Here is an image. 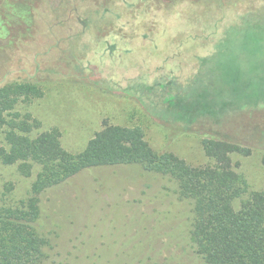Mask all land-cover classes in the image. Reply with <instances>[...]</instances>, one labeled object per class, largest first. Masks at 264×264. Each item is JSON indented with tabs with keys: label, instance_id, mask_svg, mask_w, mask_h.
<instances>
[{
	"label": "rangeland",
	"instance_id": "obj_1",
	"mask_svg": "<svg viewBox=\"0 0 264 264\" xmlns=\"http://www.w3.org/2000/svg\"><path fill=\"white\" fill-rule=\"evenodd\" d=\"M32 18H7L0 87L42 89L14 109L40 121L35 136L57 128L75 154L104 128L140 127L156 153L217 170L188 197L139 164L47 187L29 223L48 243L43 264H220L204 250L206 192L235 213L264 192V0H39ZM205 138L238 150L219 162ZM43 165L28 176L0 161V214L21 207Z\"/></svg>",
	"mask_w": 264,
	"mask_h": 264
},
{
	"label": "trees",
	"instance_id": "obj_2",
	"mask_svg": "<svg viewBox=\"0 0 264 264\" xmlns=\"http://www.w3.org/2000/svg\"><path fill=\"white\" fill-rule=\"evenodd\" d=\"M38 2L0 0V37L8 34L9 16L24 24H32L33 9ZM43 94L42 89L32 82L0 87V130H5L6 141L0 144V161L7 165L20 161L28 168L23 170L28 176L32 174V163L45 162L21 207H9L0 214V264H43L48 243L29 223L40 216V198L46 188L62 184L84 168L139 164L147 171L174 180L178 191L186 197L191 192H204L212 172H217L216 169L193 168L168 152L156 153L144 139L140 127L104 128L81 152H67L61 146L59 129L52 128L35 136L34 130L41 125L40 121L31 114L14 111L21 98L32 100ZM8 114H11L10 118ZM203 144L207 153L219 162L226 151L238 150V146L210 138H205ZM206 193L208 209L201 218L206 227L211 226L209 234L215 247L204 250L218 256L220 264H264V192L252 200L248 211L240 213L225 206L212 191Z\"/></svg>",
	"mask_w": 264,
	"mask_h": 264
}]
</instances>
